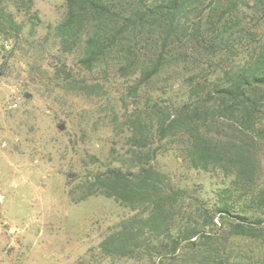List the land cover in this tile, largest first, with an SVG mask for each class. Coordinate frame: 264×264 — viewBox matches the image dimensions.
Returning a JSON list of instances; mask_svg holds the SVG:
<instances>
[{
  "label": "trees",
  "instance_id": "obj_1",
  "mask_svg": "<svg viewBox=\"0 0 264 264\" xmlns=\"http://www.w3.org/2000/svg\"><path fill=\"white\" fill-rule=\"evenodd\" d=\"M32 5L0 0V39L22 31L16 13ZM64 7L47 27L60 48L77 49L85 69L126 78L134 100L120 164L93 168L68 190L74 202L105 195L132 210L106 227L98 251L168 264H251L249 255L232 254L231 239L264 246V0H65ZM169 144L193 168L221 173L214 197L193 196L155 169L152 160Z\"/></svg>",
  "mask_w": 264,
  "mask_h": 264
},
{
  "label": "rangeland",
  "instance_id": "obj_2",
  "mask_svg": "<svg viewBox=\"0 0 264 264\" xmlns=\"http://www.w3.org/2000/svg\"><path fill=\"white\" fill-rule=\"evenodd\" d=\"M64 2L33 0L36 24L17 12L22 31L0 39V264H168L103 256L97 246L106 227L132 210L110 196H69L91 169L120 164L134 100L130 81L83 68L78 50L63 51L48 32ZM258 34L264 37V26ZM84 84L102 88L86 93ZM167 146L152 160L155 169L193 196L214 197L221 173L195 169ZM231 247L236 257L264 264L260 240L233 237Z\"/></svg>",
  "mask_w": 264,
  "mask_h": 264
}]
</instances>
